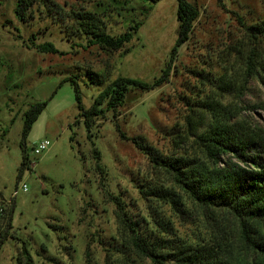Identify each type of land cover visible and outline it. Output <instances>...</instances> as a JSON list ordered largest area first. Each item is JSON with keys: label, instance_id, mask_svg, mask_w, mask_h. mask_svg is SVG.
Segmentation results:
<instances>
[{"label": "rangeland", "instance_id": "1", "mask_svg": "<svg viewBox=\"0 0 264 264\" xmlns=\"http://www.w3.org/2000/svg\"><path fill=\"white\" fill-rule=\"evenodd\" d=\"M189 2L200 15L191 38L178 44V0H36L34 16L26 20L15 12L17 0H0V264H23L17 261L23 244L35 264H151L118 253L124 231L112 196H119L145 229H154L148 209L153 204L189 240L218 234L198 206L189 203L190 217L184 219L169 205L144 198L143 186H174L172 177L118 130L144 137L162 156L195 152L190 141L181 148L175 141L186 130L192 106L222 94L208 82L218 83L221 77L236 86L246 84V89L225 94L224 103L238 118L264 128V84L245 83L244 60L236 52L247 40L246 26L264 18V0ZM52 9L62 12L61 21L49 14ZM70 10L98 13L112 34L128 30L134 21L141 24L123 50L110 54L66 30L78 26ZM46 43L56 50L40 48ZM168 65V80L153 87ZM121 77L152 87L130 85L117 117L112 110L96 117L89 138L83 111ZM43 101L47 104L22 144L27 113ZM45 139L50 148L36 155L34 147ZM23 152L33 166L19 178ZM22 183L28 190L14 197ZM221 227L231 232L233 223L224 219ZM235 241V263L259 259Z\"/></svg>", "mask_w": 264, "mask_h": 264}, {"label": "trees", "instance_id": "2", "mask_svg": "<svg viewBox=\"0 0 264 264\" xmlns=\"http://www.w3.org/2000/svg\"><path fill=\"white\" fill-rule=\"evenodd\" d=\"M157 2L159 0H140ZM36 0H17L15 12L19 18L26 20L33 17ZM56 5V4H54ZM58 5V4H57ZM56 8V7H55ZM58 8H60L58 6ZM59 15L62 12L49 11ZM71 18L78 26L66 30L78 36H84L89 43L98 46L107 53L123 50L132 40L141 22L134 21L128 30L112 34L106 29L105 22L96 12L70 10ZM200 15L199 8L189 0H178L177 18L179 21L178 44L191 38L195 22ZM247 40L236 49L245 66V83L258 80L264 84V18L246 26ZM42 49H56L49 43L40 46ZM176 52V50H175ZM170 65L153 85L157 86L168 80ZM222 94L209 100L196 102L191 112L185 117V132L180 133L178 147L191 142L195 152L189 151L174 156H162L142 136L129 137L119 129L122 138L131 140L156 165L170 173L174 186H143L140 193L158 204L169 205L180 218L190 217L191 205L200 207L218 228V234L208 237L199 236L189 240L178 234L175 225L166 217L161 208L150 204V223L154 229H145L141 222L134 220L126 203L119 196H112L118 210L124 231V238L118 247L121 258L127 260L130 255L148 260L151 264H237L232 259L233 244L243 242L259 259L250 264H264V128L246 118H238L231 105L224 103L225 94L246 89L245 85L236 86L231 80L223 77L215 83ZM150 88L147 84L132 78H117L107 85L95 99L88 111H83L88 137L91 138V125L98 116L106 111H113L117 117L119 106L124 101L130 85ZM76 86H78L76 84ZM220 99H219V98ZM76 99L81 107L78 88ZM47 101L34 105L27 113L24 134L29 131L33 121L45 108ZM96 159L100 153L95 150ZM236 158L242 164L233 162ZM32 160L23 152L20 166L22 177L25 168L32 167ZM97 167H100L99 163ZM190 203V204H189ZM224 219L233 223L232 231L221 227ZM11 210L8 216V229L11 224ZM149 222V221H148ZM235 236L236 239L230 237ZM1 241V240H0ZM1 247V245H0ZM18 263L35 264L26 244H23Z\"/></svg>", "mask_w": 264, "mask_h": 264}, {"label": "built area", "instance_id": "3", "mask_svg": "<svg viewBox=\"0 0 264 264\" xmlns=\"http://www.w3.org/2000/svg\"><path fill=\"white\" fill-rule=\"evenodd\" d=\"M51 144H52L51 141L48 140V139L42 140L34 147L33 151H34V153L36 155H40V154L44 153L45 151H47L50 148ZM31 165L33 166V163ZM27 190H28L27 184L26 183H22L21 185H19L15 189V191L13 193V196L15 197L19 192L27 191ZM2 210L3 209L1 207L0 211L2 212Z\"/></svg>", "mask_w": 264, "mask_h": 264}]
</instances>
